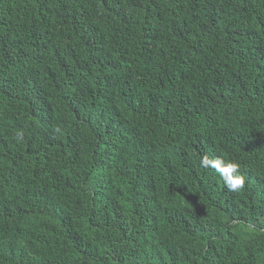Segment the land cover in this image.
Masks as SVG:
<instances>
[{
    "label": "trees",
    "instance_id": "obj_1",
    "mask_svg": "<svg viewBox=\"0 0 264 264\" xmlns=\"http://www.w3.org/2000/svg\"><path fill=\"white\" fill-rule=\"evenodd\" d=\"M0 264H264V0H0Z\"/></svg>",
    "mask_w": 264,
    "mask_h": 264
},
{
    "label": "clouds",
    "instance_id": "obj_2",
    "mask_svg": "<svg viewBox=\"0 0 264 264\" xmlns=\"http://www.w3.org/2000/svg\"><path fill=\"white\" fill-rule=\"evenodd\" d=\"M199 163L202 168L214 169L223 180L227 191L238 192L244 188L245 175L241 173L239 163L222 157L209 158L208 156H203Z\"/></svg>",
    "mask_w": 264,
    "mask_h": 264
}]
</instances>
